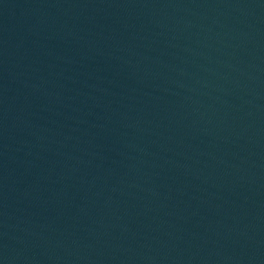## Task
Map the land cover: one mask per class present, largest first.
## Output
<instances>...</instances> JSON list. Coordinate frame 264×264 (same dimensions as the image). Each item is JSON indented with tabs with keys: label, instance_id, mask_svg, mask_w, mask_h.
<instances>
[{
	"label": "water",
	"instance_id": "water-1",
	"mask_svg": "<svg viewBox=\"0 0 264 264\" xmlns=\"http://www.w3.org/2000/svg\"><path fill=\"white\" fill-rule=\"evenodd\" d=\"M0 264H264V0H0Z\"/></svg>",
	"mask_w": 264,
	"mask_h": 264
}]
</instances>
